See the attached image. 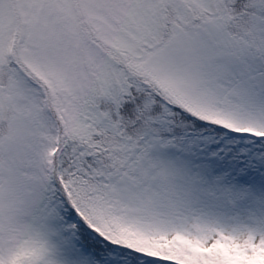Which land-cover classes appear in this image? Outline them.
<instances>
[{
    "label": "snow or ice",
    "instance_id": "6c2138e0",
    "mask_svg": "<svg viewBox=\"0 0 264 264\" xmlns=\"http://www.w3.org/2000/svg\"><path fill=\"white\" fill-rule=\"evenodd\" d=\"M0 264H264V0H0Z\"/></svg>",
    "mask_w": 264,
    "mask_h": 264
}]
</instances>
